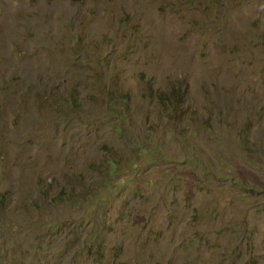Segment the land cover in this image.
Returning a JSON list of instances; mask_svg holds the SVG:
<instances>
[{
	"label": "rangeland",
	"instance_id": "374dc122",
	"mask_svg": "<svg viewBox=\"0 0 264 264\" xmlns=\"http://www.w3.org/2000/svg\"><path fill=\"white\" fill-rule=\"evenodd\" d=\"M0 264H264V0H0Z\"/></svg>",
	"mask_w": 264,
	"mask_h": 264
}]
</instances>
